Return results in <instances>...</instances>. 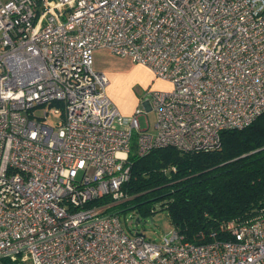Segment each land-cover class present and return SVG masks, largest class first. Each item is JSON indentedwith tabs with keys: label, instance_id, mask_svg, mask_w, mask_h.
Instances as JSON below:
<instances>
[{
	"label": "built area",
	"instance_id": "1",
	"mask_svg": "<svg viewBox=\"0 0 264 264\" xmlns=\"http://www.w3.org/2000/svg\"><path fill=\"white\" fill-rule=\"evenodd\" d=\"M96 50L173 87L123 114ZM263 113L264 0H0V264H264V213L196 242L107 212L131 156L213 150Z\"/></svg>",
	"mask_w": 264,
	"mask_h": 264
},
{
	"label": "trees",
	"instance_id": "2",
	"mask_svg": "<svg viewBox=\"0 0 264 264\" xmlns=\"http://www.w3.org/2000/svg\"><path fill=\"white\" fill-rule=\"evenodd\" d=\"M131 161V178L124 184L129 198L107 212L166 209L179 232L196 242L211 240L213 232L225 237L220 226L227 221L264 213V113L245 128L224 131L219 148L158 147Z\"/></svg>",
	"mask_w": 264,
	"mask_h": 264
},
{
	"label": "rangeland",
	"instance_id": "3",
	"mask_svg": "<svg viewBox=\"0 0 264 264\" xmlns=\"http://www.w3.org/2000/svg\"><path fill=\"white\" fill-rule=\"evenodd\" d=\"M98 67L107 75V92L123 114L122 105L133 104L135 109L137 102L140 103L147 92L169 90L173 87L171 82L156 78L148 67L135 63L128 57L114 55L110 51H99ZM142 107L146 110L143 105ZM156 117V112L151 110L146 115H141V127L146 128L149 122L150 131H154ZM119 216L130 234L138 232L154 241H161L175 229L166 209L143 213L137 207H129L120 211Z\"/></svg>",
	"mask_w": 264,
	"mask_h": 264
},
{
	"label": "crops",
	"instance_id": "4",
	"mask_svg": "<svg viewBox=\"0 0 264 264\" xmlns=\"http://www.w3.org/2000/svg\"><path fill=\"white\" fill-rule=\"evenodd\" d=\"M99 51L101 52L103 50H96V52H95V67H96L97 70H102L101 68L98 67V53H99ZM104 51H108V50H104ZM137 101L138 100H136V102ZM136 102H135V104H136ZM138 104H139V102H137L136 106ZM121 110L124 112V114L129 115V114H131L134 111V105L133 104L130 105V106H128V105H122Z\"/></svg>",
	"mask_w": 264,
	"mask_h": 264
}]
</instances>
